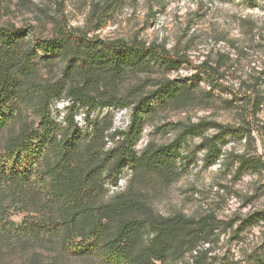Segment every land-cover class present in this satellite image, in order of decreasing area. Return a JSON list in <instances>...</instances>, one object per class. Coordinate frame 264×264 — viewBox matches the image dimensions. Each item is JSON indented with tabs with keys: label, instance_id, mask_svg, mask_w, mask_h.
<instances>
[{
	"label": "rangeland",
	"instance_id": "1",
	"mask_svg": "<svg viewBox=\"0 0 264 264\" xmlns=\"http://www.w3.org/2000/svg\"><path fill=\"white\" fill-rule=\"evenodd\" d=\"M0 0V25L12 24L30 31L31 37L53 38L60 32L109 41L140 40L174 60L170 66L154 64L147 71H127L98 88L102 99L113 96L136 102L168 80L176 85L169 97H152L154 109L145 116L137 144L156 145L175 140L185 125L201 120L232 125L244 130L243 138L226 136L222 155L204 165L201 136L181 142L170 180L156 174L132 176L123 170L118 185L106 186V197L123 189L130 180L144 192L161 215L182 213L200 218L211 214L217 223L207 249L213 264H264V168L238 171L241 158L264 163V2L255 0ZM42 56L41 53H39ZM64 61L40 60L36 79H61ZM97 95V94H96ZM67 100L52 105L55 120H73L83 132L92 123L103 127L105 149L114 144L109 135L128 123L129 108L66 109ZM23 118L36 120L30 108ZM168 123V125H166ZM166 126H165V125ZM164 125V126H163ZM15 123L1 133V145ZM216 128H207L212 135ZM185 157V158H183ZM187 159L190 162L187 164ZM185 163H184V162ZM26 213L18 206L8 209L6 220L19 224ZM118 264L98 254L77 255L62 250L60 237H0V264ZM187 260V257L185 258ZM184 261V260H183Z\"/></svg>",
	"mask_w": 264,
	"mask_h": 264
},
{
	"label": "trees",
	"instance_id": "2",
	"mask_svg": "<svg viewBox=\"0 0 264 264\" xmlns=\"http://www.w3.org/2000/svg\"><path fill=\"white\" fill-rule=\"evenodd\" d=\"M254 2L250 0L251 7ZM163 51L137 39L109 41L72 32L39 39L24 27L0 25V133L15 123L2 145L0 139V237L24 236L32 242L60 237L62 250L94 253L118 264H213L207 249L200 248L217 227L213 215L195 219L156 213L147 195L130 180L105 198L106 186L116 187L125 169L132 176L152 173L169 181L176 158L181 159V142L188 136L202 137V161L209 166L222 155L226 136H247L232 125L201 120L185 125L171 143L137 147L145 116L154 109L152 97H171L177 85L163 82L136 102L113 96L104 100L98 88L104 79L127 71L174 64ZM48 58L64 61L61 79H36L40 60ZM64 100L70 111L75 106L129 108L128 123L114 129L109 135L114 144L105 149L101 125L92 123L88 133L68 114L64 125L55 120L51 107ZM262 101L259 95L253 106L260 108ZM25 108L36 120L23 118ZM210 127L217 131L205 135ZM262 168L260 159L238 160V171ZM14 206L26 213L19 224L6 220L7 210ZM31 264L43 263L35 256Z\"/></svg>",
	"mask_w": 264,
	"mask_h": 264
}]
</instances>
